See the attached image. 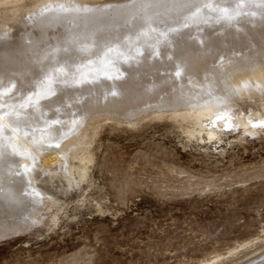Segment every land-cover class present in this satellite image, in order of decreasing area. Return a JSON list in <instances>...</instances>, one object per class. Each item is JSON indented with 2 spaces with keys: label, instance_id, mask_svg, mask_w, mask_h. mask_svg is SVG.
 <instances>
[{
  "label": "rangeland",
  "instance_id": "obj_1",
  "mask_svg": "<svg viewBox=\"0 0 264 264\" xmlns=\"http://www.w3.org/2000/svg\"><path fill=\"white\" fill-rule=\"evenodd\" d=\"M36 2L0 0V18ZM259 104L239 103L244 112ZM152 114L120 125L103 120L77 186L39 182L57 205L0 241V264H248L262 257L264 128L256 136L224 129L216 142H203Z\"/></svg>",
  "mask_w": 264,
  "mask_h": 264
},
{
  "label": "bare ground",
  "instance_id": "obj_2",
  "mask_svg": "<svg viewBox=\"0 0 264 264\" xmlns=\"http://www.w3.org/2000/svg\"><path fill=\"white\" fill-rule=\"evenodd\" d=\"M51 2L52 0H37L34 8L20 16L13 13L4 22L0 18V63L20 67L28 62L39 64L43 61L46 64L53 57L58 61L61 56H72V48L60 47L61 40L70 30L79 33L71 37L78 54L86 55L96 51L94 41L91 44L88 42V34L92 28L89 23L84 22L79 27L72 26L70 29L62 22L46 21L44 16L48 15L47 13L44 16L39 15L43 5ZM75 2L103 4L109 1L75 0ZM112 2L134 5L140 0ZM207 2L214 6L217 2L225 4L239 2L242 8H248V5L253 3L259 4V0H207ZM260 11L259 8L249 9L246 14L236 17V20L246 21L243 26L236 28L229 26L227 29L222 27L224 23L222 20L215 18L214 12L210 16H204L201 12L197 18L189 22L188 28L182 29L183 32L193 33L184 48L178 49L174 44L168 48L170 58L164 56L167 37L161 36L159 31H148L146 34L141 33L139 41L135 40L134 36H130L125 42L133 48L136 59L110 61L108 57H104L93 59L91 62L76 63L72 71L84 80V84L70 85L55 80L52 82L46 80L44 84H37V91L41 93L35 110L38 123L27 137L16 133L18 141L35 155V165L28 174L30 185L28 191L24 193L25 202L14 204L8 199L0 201V241L17 236L30 228V222L37 220L42 208L47 207L51 210L57 205L54 198L45 193L39 182L43 183L44 179L50 182L60 179L70 188L85 181L88 167L93 159L91 146L103 120H111L115 117L113 120H117L116 124L120 125L136 121L139 117L152 112V119L161 120L167 116L185 127L189 137L203 142L214 140L216 142L224 129L231 130V128H242L243 135L256 136L259 130L264 128L262 102L264 101V64L260 63L264 53V18L261 17ZM144 15L143 10L129 13L126 28L119 31H133L138 24L144 22L142 19ZM232 23L235 24L236 21ZM117 27L114 22L111 30L115 31ZM153 37H159L160 43L157 44ZM145 41L147 42L145 47L136 51V45ZM209 44L212 45L211 49L207 48ZM148 45H155L152 50L156 54L150 59L147 58ZM121 51L123 49L117 47L108 56H118ZM218 53L230 54L231 62L224 55L214 61L213 57ZM178 56L192 60L194 75L189 78L187 88L182 86L188 103L172 105L170 94H174V89L170 79V66ZM65 73H68V66H65L64 72L56 76L60 80L67 79ZM182 78L183 73L179 79ZM49 84L52 88L65 89L68 98L65 101L66 107L60 108V112L57 113L61 123L44 128L45 118L51 119L53 112L40 108V105L61 96L57 92L55 96L45 97L44 88ZM112 84L122 86V89L116 90L115 96L107 95V90L101 88V85ZM88 85L94 86V90L85 91L82 95H72L73 92ZM32 99L35 100L36 97L33 96ZM244 100L259 101L260 104L256 110L244 112L239 105ZM85 107L91 112L89 117L81 118L75 124L71 119L65 120L66 113ZM27 110H33L31 104L28 105ZM76 116L80 117L79 111L76 112ZM4 122L6 123V120ZM65 124L72 130L59 133L63 137L60 146L56 147L54 143H48L52 129H64ZM34 138L40 142H34L32 145L25 143L26 140L32 141ZM37 149L39 154H36ZM20 179V177H12L9 180L3 193L5 197L19 193L24 188V185L19 183ZM60 211L61 207H56L51 223L56 222ZM262 261L264 255L248 264H258Z\"/></svg>",
  "mask_w": 264,
  "mask_h": 264
},
{
  "label": "snow or ice",
  "instance_id": "obj_3",
  "mask_svg": "<svg viewBox=\"0 0 264 264\" xmlns=\"http://www.w3.org/2000/svg\"><path fill=\"white\" fill-rule=\"evenodd\" d=\"M252 8H259L261 10L260 15L264 18V0H259V4H249L248 8H242L239 2L227 4L217 2L214 6L207 0H140L134 5L126 2H112V0L103 4L77 3L75 0H52L51 3H45L39 15L44 16L47 13L48 15L44 16V19L48 22H62L70 29L72 26L79 27L84 22L92 25L88 34V42L91 44L94 41L96 51L86 55L78 54L71 37L79 33L70 30L61 40L60 47L72 48V56H61L58 61L53 57L46 64L43 61L39 64L28 62L20 67L0 63V201L8 199L14 204L25 202L23 197L30 185L28 174L32 172L35 165V155L18 141L16 133L22 137H27L29 132L34 130V125L38 123L35 110L39 104L41 93L37 91V84H44L46 80L49 82L55 80L70 85L84 84V80L75 71H72L76 63L91 62L93 59L104 57H108L110 61L127 58L136 59L133 48L125 42L130 36H134L135 40L139 41L141 33L146 34L148 31H159L161 36L167 37L168 43L164 45V56L170 58L168 48L173 44L178 49L184 48L186 41L192 38L193 33L183 32L182 29L188 28L189 22L197 18L201 12L204 13V16H210L214 12L215 18L222 20L224 22L222 27L227 29L229 26L232 28L243 26L246 21L236 20V17L246 14ZM134 10L145 12L142 17L144 22L138 24L133 31H119V29L126 28L127 16ZM234 20L236 21L235 24L232 23ZM120 21H124V23H120ZM114 22L118 26L115 31L111 30ZM153 39L157 44L160 43L159 37H153ZM146 43L145 41L136 45V51L145 47ZM83 46L87 47V45ZM117 47L122 48L123 51L118 56L109 57L108 54ZM154 47L155 45L147 46L148 59L156 54L152 50ZM207 48L211 49L212 45H207ZM221 55L227 56L231 62V55L227 53H218L213 57V60H219ZM260 63L264 64V53H262ZM65 66H68V73H65L68 78L60 80L56 74L64 72ZM182 73L183 78L179 79ZM218 74L223 75L222 73ZM193 75L194 65L191 59L178 56L176 60L172 61L170 66V79L174 89V94H170L172 105L188 103L182 86L187 88L190 82L189 78ZM155 86L153 85V87ZM101 88L107 90V95L115 96L116 90L122 89V86L118 84L101 85ZM14 89L15 91H13ZM93 90L94 86L88 85L86 88L73 92L72 95H82L85 91ZM188 90L191 91V89ZM57 92L61 96L40 105V108L53 112L51 119L45 118L44 128L61 123L57 113L60 112V108L66 107L65 101L68 98V93L63 88H52L50 84L44 88L45 97L48 95L55 96ZM33 96L36 97L35 100L32 99ZM29 104L32 106V111L27 110ZM77 111L80 112V117L76 116ZM90 115L91 112L87 107L74 109L66 113L65 120L71 119L75 124L79 119L87 118ZM217 118L219 119V117ZM71 130L67 124H65L64 129H52L49 133L51 139L48 143H54L56 147H59L63 139L59 133ZM34 142L39 143L40 141L36 138L32 141H25L28 145H32ZM36 154H39L38 149ZM12 177H20L19 183L24 185V188L19 193L5 197L3 193ZM35 194L39 195V193Z\"/></svg>",
  "mask_w": 264,
  "mask_h": 264
},
{
  "label": "water",
  "instance_id": "obj_4",
  "mask_svg": "<svg viewBox=\"0 0 264 264\" xmlns=\"http://www.w3.org/2000/svg\"><path fill=\"white\" fill-rule=\"evenodd\" d=\"M258 264H264V261H262V262H260V263H258Z\"/></svg>",
  "mask_w": 264,
  "mask_h": 264
}]
</instances>
